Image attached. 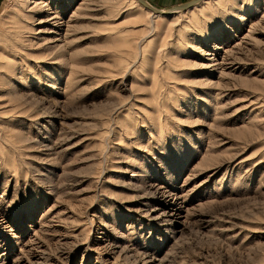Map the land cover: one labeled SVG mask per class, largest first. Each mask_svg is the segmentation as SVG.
<instances>
[{
  "label": "rangeland",
  "instance_id": "374dc122",
  "mask_svg": "<svg viewBox=\"0 0 264 264\" xmlns=\"http://www.w3.org/2000/svg\"><path fill=\"white\" fill-rule=\"evenodd\" d=\"M0 264H264V0H0Z\"/></svg>",
  "mask_w": 264,
  "mask_h": 264
},
{
  "label": "bare ground",
  "instance_id": "6f19581e",
  "mask_svg": "<svg viewBox=\"0 0 264 264\" xmlns=\"http://www.w3.org/2000/svg\"><path fill=\"white\" fill-rule=\"evenodd\" d=\"M37 11V10H36ZM26 21V20H25ZM30 23V22H29ZM33 25V24H32ZM12 50H14V49H12ZM18 52V51H17Z\"/></svg>",
  "mask_w": 264,
  "mask_h": 264
}]
</instances>
